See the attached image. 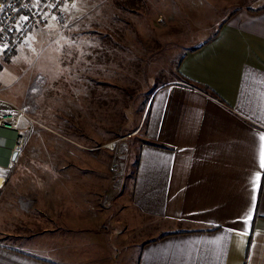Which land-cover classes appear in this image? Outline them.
<instances>
[{"label":"crops","instance_id":"1","mask_svg":"<svg viewBox=\"0 0 264 264\" xmlns=\"http://www.w3.org/2000/svg\"><path fill=\"white\" fill-rule=\"evenodd\" d=\"M187 4L194 14H217L215 19L225 14L221 22H226L211 42L184 55L176 80L152 93L128 204L162 230L135 246V258L123 257L121 264H264V169L259 167L264 0ZM209 24L214 27L215 21ZM4 109L0 106V116ZM25 126L23 118L19 129ZM1 136L6 145L0 147V264H120L109 232H101L99 206L85 188L78 194L82 171L66 167L83 158L47 156L49 176L43 203H37L43 220H25L14 198L23 164L32 157L19 151L13 159V134ZM257 172L254 231L261 234L249 260L245 241H253L238 234L244 228L238 218L249 208Z\"/></svg>","mask_w":264,"mask_h":264},{"label":"rangeland","instance_id":"2","mask_svg":"<svg viewBox=\"0 0 264 264\" xmlns=\"http://www.w3.org/2000/svg\"><path fill=\"white\" fill-rule=\"evenodd\" d=\"M216 15L189 12L187 0H74L16 28L0 47V106L22 108L30 127L20 152L32 158L14 198L21 218L43 220L47 156H77L66 167L82 171L78 194L85 188V201L99 206L120 264L159 235L161 224L128 204L146 111L153 91L177 79L184 55L217 31L225 14Z\"/></svg>","mask_w":264,"mask_h":264},{"label":"built area","instance_id":"3","mask_svg":"<svg viewBox=\"0 0 264 264\" xmlns=\"http://www.w3.org/2000/svg\"><path fill=\"white\" fill-rule=\"evenodd\" d=\"M74 0H0V28L5 31L0 34V47L10 42L11 36L15 33L16 28L28 29L35 26L42 17L50 13V5L54 6H70ZM27 17V19H24ZM25 117V112L22 108H15L5 112L0 116V147L6 145V140L1 136L3 132L13 134V145L11 153L19 152L22 148L25 131L19 129L21 120ZM113 151V148H109ZM12 157V156H11ZM12 160L8 159L7 167L10 166ZM115 166L112 165V168Z\"/></svg>","mask_w":264,"mask_h":264},{"label":"snow or ice","instance_id":"4","mask_svg":"<svg viewBox=\"0 0 264 264\" xmlns=\"http://www.w3.org/2000/svg\"><path fill=\"white\" fill-rule=\"evenodd\" d=\"M37 3H39V0H37ZM2 10V8H0ZM24 19H27L25 17ZM5 30L3 28H0V34H2ZM2 38V36H0ZM260 140V151H259V167L261 169H264V133H261L259 136ZM252 198H251V203L249 205L248 210L244 214L243 217L238 218L244 225V228L242 231H239L238 234L243 236V237H251L252 238V243L249 244L248 241H245V244L248 246V251H249V257L248 259L250 260L251 258V252L252 250L256 247V244L254 242L255 236L261 233H256L254 231V213L257 210V195L260 192V185H261V174L257 172L252 180ZM228 232L236 231L233 229H228Z\"/></svg>","mask_w":264,"mask_h":264},{"label":"trees","instance_id":"5","mask_svg":"<svg viewBox=\"0 0 264 264\" xmlns=\"http://www.w3.org/2000/svg\"><path fill=\"white\" fill-rule=\"evenodd\" d=\"M261 10H263V9H259V10H256V11H254V10H250V11H253V12H259V11H261ZM231 15H233V14H231ZM231 15H230V16H231ZM225 22H226V20H224V21H222V22L220 23V25H219L218 28H217V32H216L215 34H213L210 38H208V39L205 41V44L211 42V41L217 36L218 31L221 29V27L223 26V24H224ZM27 30H29V29H27ZM186 81L189 82V80H186ZM204 89L208 90V88H206V87H204ZM135 167H137V162H136V164H135Z\"/></svg>","mask_w":264,"mask_h":264},{"label":"water","instance_id":"6","mask_svg":"<svg viewBox=\"0 0 264 264\" xmlns=\"http://www.w3.org/2000/svg\"><path fill=\"white\" fill-rule=\"evenodd\" d=\"M17 156V152L13 153V159H15V157Z\"/></svg>","mask_w":264,"mask_h":264}]
</instances>
